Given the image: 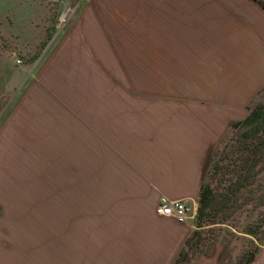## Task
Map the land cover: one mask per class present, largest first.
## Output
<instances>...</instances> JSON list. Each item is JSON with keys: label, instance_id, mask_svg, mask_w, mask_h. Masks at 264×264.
<instances>
[{"label": "crops", "instance_id": "0c3cea01", "mask_svg": "<svg viewBox=\"0 0 264 264\" xmlns=\"http://www.w3.org/2000/svg\"><path fill=\"white\" fill-rule=\"evenodd\" d=\"M171 8L157 18L160 74L141 65L102 85L99 46L76 43L53 55V76L21 80L3 142L43 143L70 168L90 157L93 181L0 182V264L173 263L194 221L156 205L198 206L214 150L264 87V3Z\"/></svg>", "mask_w": 264, "mask_h": 264}, {"label": "rangeland", "instance_id": "374dc122", "mask_svg": "<svg viewBox=\"0 0 264 264\" xmlns=\"http://www.w3.org/2000/svg\"><path fill=\"white\" fill-rule=\"evenodd\" d=\"M205 1L217 3V0H0V182L93 181L90 157L82 160L84 164L70 168L61 157L55 156L58 150L53 151V157L48 156L50 152L44 150L43 143L41 147L36 143L38 148L29 151L19 149L15 143L3 142L17 87L38 77L42 69L53 76L56 72L49 70L53 55L62 54V48L76 43L82 47L99 46L96 54L100 60L96 61L102 85H108L111 76L116 84L123 83L128 76L126 70L140 69L141 65L149 72L160 74L162 62L156 54L159 12L162 8L171 11V7L189 6L190 2L204 5ZM93 28L100 30H97L100 37L95 43L88 42L87 38ZM165 65L166 74L170 73ZM24 66L30 70L27 77H23ZM186 80L182 78V83ZM263 88L253 96L248 107L264 103ZM237 139L238 130L230 127L214 150L207 178L211 177L216 164L223 166L211 177L215 194L225 189L232 176L227 167L231 169L237 156ZM81 166L83 170L79 173L72 172ZM260 175L259 183L251 185L245 191L246 197L243 195L238 200L242 203L240 207L229 211L221 222L197 228L195 207L192 231L199 229L200 236L196 238L198 247L187 264H245L251 253L253 259L249 264H264V165ZM216 218L219 220L222 216ZM249 229L255 230L257 235L249 234Z\"/></svg>", "mask_w": 264, "mask_h": 264}, {"label": "trees", "instance_id": "16d2710c", "mask_svg": "<svg viewBox=\"0 0 264 264\" xmlns=\"http://www.w3.org/2000/svg\"><path fill=\"white\" fill-rule=\"evenodd\" d=\"M260 1L264 3V0ZM231 128L238 130L237 156L233 159L231 169L227 167V171H231L232 176L225 185V189L219 191L217 196L211 185V177L219 167L223 166L215 165L214 172H211V177L206 179L200 190L196 209L197 228L224 220L229 211L240 207L242 203H238V200L243 195L246 197L245 191L255 182L259 183L260 181V173L264 165V103H257L253 107H249V113L244 120L234 123ZM211 164L213 165L212 162ZM218 216H222V218L217 220ZM248 233L257 235L253 229H249ZM199 236V229L190 233L172 264H187L190 261L198 247ZM196 238L198 239L196 240ZM252 255L253 253L247 258L245 264L252 261Z\"/></svg>", "mask_w": 264, "mask_h": 264}, {"label": "built area", "instance_id": "2783aa9c", "mask_svg": "<svg viewBox=\"0 0 264 264\" xmlns=\"http://www.w3.org/2000/svg\"><path fill=\"white\" fill-rule=\"evenodd\" d=\"M155 211L158 215L173 217L181 223H192L196 215L194 205L185 199L169 200L161 198L156 205Z\"/></svg>", "mask_w": 264, "mask_h": 264}]
</instances>
